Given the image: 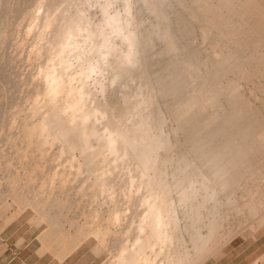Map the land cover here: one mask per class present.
Segmentation results:
<instances>
[{"label":"bare ground","instance_id":"bare-ground-1","mask_svg":"<svg viewBox=\"0 0 264 264\" xmlns=\"http://www.w3.org/2000/svg\"><path fill=\"white\" fill-rule=\"evenodd\" d=\"M12 36L31 71L0 116V232L29 210L39 254L106 264L264 236V0H0L2 72Z\"/></svg>","mask_w":264,"mask_h":264},{"label":"rangeland","instance_id":"rangeland-1","mask_svg":"<svg viewBox=\"0 0 264 264\" xmlns=\"http://www.w3.org/2000/svg\"><path fill=\"white\" fill-rule=\"evenodd\" d=\"M31 4L33 5V2H31ZM23 6H29V3H23ZM90 7V8H89ZM88 7V11L91 13H96L97 9L95 10V6H89ZM91 9V10H90ZM95 10V11H94ZM39 13L41 12L40 10H38ZM4 12V11H3ZM98 14V13H97ZM99 15V14H98ZM14 22V26H15ZM19 22H17L18 25ZM20 26H23V23H19ZM12 25V27H13ZM17 25L15 27H17ZM14 27V28H15ZM19 27V25H18ZM13 37V38H12ZM11 38H8V42L5 43L4 45V54L5 56H7L8 54L10 56L14 55L13 58H15V64L16 65L14 70H8L6 67L7 65L2 64V66L5 65V68L7 69V72L4 73L2 72L3 67L1 68L0 66V81L5 78L7 81V76H8V81L9 83H11L12 81H17L16 78H19L20 76V80L22 81V78L25 79L26 76L28 75V72L31 69L30 64L27 62L26 60V54H25V50L27 51L28 47L27 46H21L18 47L20 45V41L19 38L16 39V36H12ZM16 39V40H15ZM15 40V42H13ZM11 41L13 43H11ZM16 42L19 43L18 45H16ZM11 44V45H9ZM13 44V45H12ZM11 46V47H10ZM16 46V48L14 47ZM17 47L19 48V50H16ZM22 49V50H21ZM13 51V52H12ZM16 51V54H15ZM17 56V57H16ZM21 59V60H20ZM24 59V60H22ZM20 61V62H19ZM24 63V64H23ZM27 63V64H26ZM28 65V67H27ZM4 68V70H5ZM24 70V71H23ZM14 71V73H13ZM18 71V73H17ZM31 71V70H30ZM8 72H12V73H8ZM21 72V75H20ZM7 74L6 76L3 74ZM17 73L18 75H14L15 76V80H11L10 82V77L9 74H11L13 76V74ZM23 74H26L23 75ZM3 77H2V76ZM14 79V77H13ZM19 81V86L17 88L12 87L14 85H18V83L16 82V84H10L8 87H10L7 90V94L6 96H2L0 95V116L2 115L3 111L5 109H7L9 106L12 105L13 102L17 101L16 98H19L18 96L23 95V90L26 89V87L23 85V83ZM7 81V82H8ZM14 82V83H15ZM8 83V84H9ZM22 85V87H21ZM15 89H19V90H14ZM13 90V92H11ZM9 91V93H8ZM10 94V96H9ZM15 94V95H14ZM18 94V95H17ZM17 97H14V96ZM10 98H12L13 100H11ZM10 100V101H8ZM7 101V102H6ZM13 101V102H11ZM9 102V103H8ZM4 105V107H3ZM8 106V107H7ZM7 107V108H5ZM6 133V132H5ZM5 133H1L0 134V148H3V137L1 138V135H5ZM2 143V144H1ZM6 151V150H5ZM0 176L4 173L3 171L0 170ZM11 210V208H10ZM7 214H6V213ZM3 212L6 215H9L11 211L7 210ZM3 214V215H4ZM0 216V221L2 220V216ZM30 216H33V213L31 211H26L25 213H23L18 219L17 221L11 223L7 228L4 229L3 232L4 235H0V239L3 238L4 242L3 243H7L8 249L12 250L13 254L16 255V257H19L20 260V264H106V260H107V256L103 253L100 255H96L93 253L92 251V247H91V241L84 243L83 245H81L79 248H77L75 251H73L71 254L67 255L63 260H61V262L59 263V260L56 258L55 255H51L53 253H49L46 252L45 254L40 253L41 252V241L38 239V237L40 236V234L43 232L42 230L45 229V225L42 224L38 227L33 226L30 222ZM71 216V215H70ZM77 219L79 218L78 215H76ZM28 220V221H26ZM30 223V224H29ZM39 235V236H38ZM232 248V250H230ZM40 249V251H39ZM264 252V236H262L261 238L258 239L257 242H242L237 240L232 247L229 248V255L225 258L226 260H222L219 262V264H250L254 258L260 256L262 253ZM51 255V256H50ZM231 255V256H230ZM58 260V261H57ZM103 262V263H102Z\"/></svg>","mask_w":264,"mask_h":264},{"label":"crops","instance_id":"crops-1","mask_svg":"<svg viewBox=\"0 0 264 264\" xmlns=\"http://www.w3.org/2000/svg\"><path fill=\"white\" fill-rule=\"evenodd\" d=\"M4 231V230H3ZM0 232V235H4L5 232ZM4 239H0V264H20L19 257L13 254L12 250L8 249V244L3 243Z\"/></svg>","mask_w":264,"mask_h":264}]
</instances>
